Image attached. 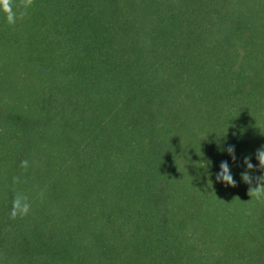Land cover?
Instances as JSON below:
<instances>
[{"label":"trees","instance_id":"1","mask_svg":"<svg viewBox=\"0 0 264 264\" xmlns=\"http://www.w3.org/2000/svg\"><path fill=\"white\" fill-rule=\"evenodd\" d=\"M261 146L264 0L0 12V264H264Z\"/></svg>","mask_w":264,"mask_h":264},{"label":"clouds","instance_id":"2","mask_svg":"<svg viewBox=\"0 0 264 264\" xmlns=\"http://www.w3.org/2000/svg\"><path fill=\"white\" fill-rule=\"evenodd\" d=\"M34 0H19V4L15 0H0V12H3L6 18V22L9 25H15L17 18L23 19L27 15V10L33 5ZM228 154L235 161V148L234 146H228L226 149ZM256 159L259 162V169L264 170V146H261L255 153ZM244 164L249 171L241 173V178L244 183L249 185L248 195L251 199L264 202V175L252 176L249 174L254 169V165L251 163V157L244 158ZM29 162L24 160L21 162V167L27 169ZM216 180L223 182L224 184L232 187H236V181L233 178L230 167L227 161H222L220 164V171L216 174ZM20 183L18 176L13 177V184ZM43 195V193H41ZM238 198V197H237ZM31 211V203L27 196L17 192L10 212V218L15 220L18 216L23 218L27 216Z\"/></svg>","mask_w":264,"mask_h":264}]
</instances>
